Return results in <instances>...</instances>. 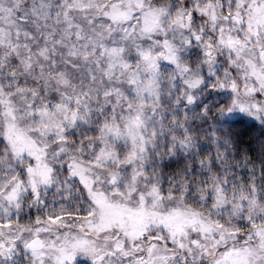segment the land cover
I'll list each match as a JSON object with an SVG mask.
<instances>
[{
	"label": "snow or ice",
	"instance_id": "obj_1",
	"mask_svg": "<svg viewBox=\"0 0 264 264\" xmlns=\"http://www.w3.org/2000/svg\"><path fill=\"white\" fill-rule=\"evenodd\" d=\"M0 264H264V0H0Z\"/></svg>",
	"mask_w": 264,
	"mask_h": 264
}]
</instances>
